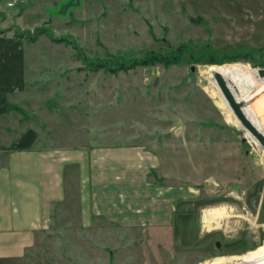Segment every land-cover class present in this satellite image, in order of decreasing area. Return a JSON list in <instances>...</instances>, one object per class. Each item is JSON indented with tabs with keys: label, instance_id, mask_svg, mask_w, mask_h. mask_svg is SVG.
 <instances>
[{
	"label": "rangeland",
	"instance_id": "374dc122",
	"mask_svg": "<svg viewBox=\"0 0 264 264\" xmlns=\"http://www.w3.org/2000/svg\"><path fill=\"white\" fill-rule=\"evenodd\" d=\"M6 1L0 51L21 84L0 91V167L17 150L141 147L176 207L167 232L83 229L70 165L25 264H264V149L212 81L238 68L264 125V0ZM31 7L23 28L10 21ZM209 211L224 213L211 229Z\"/></svg>",
	"mask_w": 264,
	"mask_h": 264
},
{
	"label": "crops",
	"instance_id": "0c3cea01",
	"mask_svg": "<svg viewBox=\"0 0 264 264\" xmlns=\"http://www.w3.org/2000/svg\"><path fill=\"white\" fill-rule=\"evenodd\" d=\"M22 11L9 17L21 28L34 10ZM10 62L0 51V91L6 85L21 84L18 60ZM69 154L17 150L0 167V264H25L24 257L36 245L38 234L47 229L54 208L67 197L70 165L80 171L83 229L167 232L174 228L172 188L165 187L164 174H159L164 165L154 153L141 147L112 146L75 149Z\"/></svg>",
	"mask_w": 264,
	"mask_h": 264
},
{
	"label": "water",
	"instance_id": "95a60500",
	"mask_svg": "<svg viewBox=\"0 0 264 264\" xmlns=\"http://www.w3.org/2000/svg\"><path fill=\"white\" fill-rule=\"evenodd\" d=\"M258 76L259 79H264V69L258 70ZM213 81L216 83L220 94H222V97L227 104L226 106L232 111L241 128L244 129L245 132H247L257 142V144L264 149V133H262L260 129L246 116L244 112L245 103L238 101L234 93L235 90L220 73L215 72L213 74Z\"/></svg>",
	"mask_w": 264,
	"mask_h": 264
},
{
	"label": "bare ground",
	"instance_id": "6f19581e",
	"mask_svg": "<svg viewBox=\"0 0 264 264\" xmlns=\"http://www.w3.org/2000/svg\"><path fill=\"white\" fill-rule=\"evenodd\" d=\"M212 70H213L214 73L215 72L220 73L225 78V80H228V83L230 81V82H232L235 85V92H234L235 96L238 99V101H241V102L245 103L244 112H245L246 116L248 117V119H251V121L260 129V131L262 133H264V131H262L263 130L262 126L264 127V125L262 123H260L257 118H255V117H257L256 116L257 113H256L254 107L250 105L249 98H248L249 97V95H248L249 93H247L248 91L243 87V82H242L243 80L238 79L236 77V75H234V72H236L239 69L234 67V66H230V67L228 66V67H222V68L221 67H213ZM214 73H212V74H214ZM256 73L258 75V71L257 72L255 71L253 74L256 75ZM212 79H213V75H212ZM261 80L264 81V79H260V81ZM262 90H264V89H262ZM234 119H235V117H234ZM235 121L238 122L236 119H235ZM222 211H219V212L209 211V212H207L205 214V217L207 218V223H206L207 224L206 225L207 228L211 229V227H213L215 225L218 226V222H220L219 221L220 217L222 216V214L224 215V213ZM224 211H225V213L229 214V212H228L229 210H224ZM226 217H228V215ZM260 261L264 263V258L261 257Z\"/></svg>",
	"mask_w": 264,
	"mask_h": 264
},
{
	"label": "built area",
	"instance_id": "2783aa9c",
	"mask_svg": "<svg viewBox=\"0 0 264 264\" xmlns=\"http://www.w3.org/2000/svg\"><path fill=\"white\" fill-rule=\"evenodd\" d=\"M24 0H7V8L11 9L17 7L20 3H23Z\"/></svg>",
	"mask_w": 264,
	"mask_h": 264
}]
</instances>
